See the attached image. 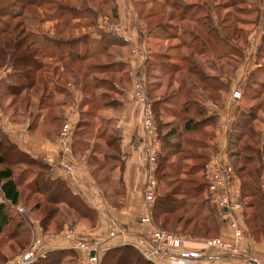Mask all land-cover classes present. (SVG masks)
<instances>
[{
  "label": "trees",
  "instance_id": "1",
  "mask_svg": "<svg viewBox=\"0 0 264 264\" xmlns=\"http://www.w3.org/2000/svg\"><path fill=\"white\" fill-rule=\"evenodd\" d=\"M31 1L28 2V5L26 6H32L35 5L38 8L41 7V5L45 2V0H27ZM32 1H37V4L32 3ZM92 1V0H89ZM94 1V0H93ZM96 1V0H95ZM235 0H231V3H234ZM142 1L136 0L137 6H143L140 5ZM100 3L106 7H108L109 4H111V7L109 8L110 17L112 21H116L117 23V15H116V5L114 0H101ZM154 5L156 7V11L154 12V17L161 16L162 10L165 9V7H162L157 2L154 1ZM110 6V5H109ZM175 8L176 5H173ZM230 6V5H229ZM235 4H233V7ZM89 9L94 11V9L89 6ZM138 11V9H137ZM23 12V11H22ZM5 16L12 17L13 19L22 17L23 13L19 14H9L8 11L4 14ZM97 20L99 14H96ZM34 19V17H31ZM79 18V16H78ZM81 18V17H80ZM86 18V17H85ZM109 18V19H110ZM171 18V19H170ZM106 16L105 19H99L98 25L102 21L109 20ZM114 19V20H113ZM51 20H58V19H51ZM139 19V11H138V19ZM167 26L163 27V25L158 24L157 28L162 29L166 33L164 37H161L165 39L166 41L174 40L177 38L176 31V25H172L173 20H176L172 17V15H169V19H167ZM185 17L181 15L178 17L177 21L183 22L185 21ZM110 21V20H109ZM206 21V19L204 20ZM138 22V26L139 23ZM67 21H64L63 25L65 26ZM196 25L200 23V21L195 22ZM238 21L235 19L230 25L233 27V32L230 33L227 36H221L222 34L220 32H213L210 33L209 31H205L204 37L201 36V32H193L186 33V35H189L192 37V40L188 43H183L181 47H185L188 50H191L193 52V55L197 57H204L206 63L207 57H206V47H209L210 44H213L215 48L218 47V49H222L223 44L226 46V50L229 51V53H234L235 48L234 45L231 44V41H239L242 31L239 29V26H237ZM23 22H18V24H15L12 26L10 24H4L5 27L3 29H0V37L2 36V41L0 43V63H8L12 67V69L18 70L17 77L21 80L20 83H18L12 91H10L14 97H17L22 93L24 90H31L36 87V85L39 84L38 78L40 77V73L43 67V62L40 61L38 55H44L42 52H46L45 57L54 60L57 64H55V67L53 68V77L45 76L44 75V83H41L42 88V96L46 99V95L53 94L52 90L49 89V85L54 78V76H57L56 83H61L63 86L66 84H73L79 86L80 92L82 94V99L75 107H73V112L70 110L65 113V110L59 111L61 106H66L69 104V95H65V90H63V94L65 95V101L66 102H59L54 104V102L51 103H45L43 105L40 104V106H46L50 111H48L47 118L51 120V124H55L54 128L58 127L57 124L61 121L62 126L64 123L68 120H72L74 123V129H73V135H72V148L76 142L81 141V136L87 134V127L89 126V119L90 117L94 116V113L91 111L80 113L79 108L83 106L84 102V95L83 91L85 89H88L89 83H83L82 80L87 79L89 76H97L104 73H122L125 70V64L118 60L117 51L112 48L111 45H108L106 43H100V42H93L90 39H87L89 36L85 33L84 36H71L69 38L62 37L61 30L55 31L56 33H52L51 36H42L46 41L43 42V46H38L37 41L40 40L42 37H39L37 34H30L29 32H26V27L23 25ZM75 27L80 26L81 23H74ZM90 27L96 25V21L94 23H90ZM204 23H200V27H203ZM100 27V25L98 26ZM230 27V28H231ZM101 28V27H100ZM99 28V29H100ZM179 28H177L178 30ZM102 30L99 36H106V31L104 29ZM202 30V28H201ZM216 30H219L223 33L222 30L225 29H219L218 27ZM138 34L139 38H142L143 33L138 27ZM224 34V33H223ZM225 35V34H224ZM220 36V38L218 37ZM156 37V36H155ZM158 38V37H156ZM90 40V41H89ZM230 41V43H228ZM83 43V50L78 51V44ZM200 43V49L197 51L196 49V43ZM248 43V40H247ZM237 44V43H236ZM56 48V50H55ZM167 48H170L169 51L175 50L178 51V46H171L169 45ZM259 48V45H258ZM257 48V49H258ZM256 49V50H257ZM209 50V49H208ZM109 52V53H107ZM145 52V51H144ZM107 53V55H106ZM156 58H159L161 62L158 61H149L148 57L145 53V59H144V68H142L141 71H139L136 75L137 80H142L145 84V90L148 97H150V91H149V85L147 82V74L150 70L158 71L159 76H168L167 84L165 85V88H171L174 87L175 89L170 95H167V97L163 99H156L154 101V110H152L154 122H155V128H156V139H158L161 143L162 151L163 153H159L157 155V171L156 175L159 171L163 174H166L167 172H170V174H175L174 171V165L177 162L180 163L181 159H178L177 161L173 162H167V159L169 157L175 156L178 153H173L174 149L177 147V143L179 142L180 133L184 132L183 136L189 135V133L199 132L202 127L205 129L204 126L211 125L210 132L211 136L209 137L210 141L212 142L211 145V152L210 154H206L203 158V165L201 167V179L203 184V189L206 193L205 199L201 200L200 203L194 204L189 203L187 201V197H189L191 200L196 197L194 194V190L190 189H184L181 187L183 184H189V181L182 180V184L173 185L168 183L163 177H157V181L159 182V186L163 190L170 188V191L168 193H159L155 197L154 206L151 209V227L165 230L171 225L172 229L178 230L181 226L180 233L177 235L181 236H190L192 238H215L217 235V231L220 224L219 219V211L217 208L211 203L210 200V194L208 192V183H209V175L206 171V166L210 160V157L215 153V147L213 144V139L215 136V127L217 124V116H208L207 115V106L206 103H212L214 105H219L225 95L228 92V88L231 82V79L233 78L235 72L238 70V66L236 68H233L232 74L230 77H227V75H223L222 70H218L216 66L207 65V70L210 71V73H207V71L200 66H196L193 64H189L187 67H181L178 64L171 63L170 62V56H172L169 53H155ZM102 55V56H100ZM114 55V56H113ZM116 55V56H115ZM107 57L108 62H99L98 58ZM113 56V57H110ZM111 59H110V58ZM96 58V59H95ZM86 60L88 62V65L83 68L81 66H78V69H74L73 65L76 64L79 61ZM91 61V60H94ZM221 58L220 56H216V60L219 61ZM186 61V60H182ZM65 63L66 68L64 69V75H70V80L68 82L63 81V73L60 72V64ZM49 64V63H48ZM47 64V65H48ZM164 67V68H163ZM84 69L86 73H83L82 77H79V73ZM259 71V67L253 69ZM263 73V72H262ZM182 74H186V77L191 76L192 79L183 78ZM51 75V76H52ZM151 76L154 77V89L157 87H162L163 84H161V78L157 77L155 78L154 74H151ZM174 76V77H173ZM227 78H224V77ZM254 74L250 76L252 78ZM264 76V73H263ZM249 78V77H248ZM129 80V79H127ZM249 80V79H247ZM64 84H63V83ZM128 82V81H127ZM248 82V81H246ZM260 82V81H258ZM98 85V84H97ZM96 85V86H97ZM247 83L244 84L242 90L236 89L238 92H240V98L235 100V102H238L241 98H243V92L244 89L247 87ZM258 85V84H257ZM260 85V84H259ZM91 86V85H90ZM118 85H115V87ZM262 86V84H261ZM99 87V86H97ZM260 87V86H256ZM264 87V86H263ZM51 90L52 93H47V90ZM117 89V87H116ZM257 88L253 89V92L256 93V96L253 95V100H258L261 94L257 93ZM120 91V90H118ZM215 95H211V93ZM195 94L198 99L191 98L192 94ZM224 94V95H223ZM40 95V96H41ZM41 96V97H42ZM214 96V97H213ZM249 96H252L251 93ZM16 99V98H15ZM14 99V100H15ZM173 100L174 103L180 101L181 99H185L181 111L182 113H185L188 116V119L185 120L183 124V128L181 131L170 127L169 124L163 126V130H165L164 136H161L160 134V127L159 123L156 121V117L158 118L159 114L158 111L161 106L165 104V101ZM47 100V99H46ZM90 101V99H86V101ZM44 101V100H43ZM150 101V100H149ZM91 102V101H90ZM264 102V100H263ZM27 107L29 105V101L25 104ZM38 106L36 105V108ZM55 107L56 109L55 111ZM235 108V119L232 125L228 128L227 137L229 142L228 147V157H229V164L232 166L234 170V176H236L240 181V193H241V202H242V209H244V215L245 220L247 224V231L249 235L255 236H261L264 235V192L261 189V178L264 176V134L263 131H257V125L262 124L264 125V118L260 119L258 117V112L262 111V116L264 117L263 108L261 106V103H257L250 107L249 111L242 110L240 113V108ZM152 109V107H151ZM162 111L165 112L166 109L160 108ZM167 111V110H166ZM80 113V114H79ZM73 115V116H72ZM78 115L82 116V119L78 120ZM87 117V119L83 117ZM193 117H197V119H193ZM257 122V123H255ZM255 123V125H254ZM193 126H199L198 128L194 129ZM162 129V128H161ZM245 134H248L249 138L252 140L253 137H257L259 142L257 143V147L251 148V152L254 153V161L257 163V166L252 169V171H246L245 165H242L240 168H235L232 160L238 155H232V150L230 148L232 146H236L238 143L241 142V139L244 137ZM259 136V137H258ZM262 145H260L261 140ZM196 142H200L199 139H196ZM110 142V141H109ZM188 142V140H187ZM108 145L109 147L113 146L116 148V150H119V146L112 145L111 142ZM192 146H196L195 143ZM250 149V145H249ZM175 154V155H174ZM119 162L121 164L120 166V172L122 170V162L119 158ZM92 163H96L94 166ZM33 165L35 167H38L43 173H40L42 175L37 174L33 177V179L28 184V189L30 194L25 197V200H31V195L36 194L44 198L45 204L43 207H41L42 201L38 200L33 207H31V210H36L41 214L42 216L40 219V224L43 227V230L47 231L48 226L52 223L55 216L58 215L59 211L57 207H51V206H66V208L75 213L78 214L82 218H86L92 216L95 217V213L92 209L88 208L81 200L80 198L73 194L70 190L69 186H67V180L62 178H52L51 173L54 168V165H48L46 163L41 162L38 159H34L28 154L20 151L14 144L8 142L6 137L0 133V193L2 194V197L5 202L10 203V205H19V202L21 201L22 195L19 192L18 184L21 179L18 181H15L13 169L15 167H21L22 165ZM90 166H93L92 174H95L98 172L101 168V165L92 159ZM55 167L58 168V166L55 165ZM181 170L176 172V177L178 174H183L180 172ZM166 172V173H165ZM244 174V175H243ZM256 175L258 177L257 180H259V183L257 180H254ZM187 176V175H185ZM24 181V180H23ZM119 183L121 185V181L119 178ZM203 191V192H204ZM193 192V193H192ZM194 194V195H193ZM178 196H182V199H179ZM183 198H186L183 199ZM81 207L83 209H87L88 213H84L81 211ZM177 212H181V214L174 217V214ZM190 213V216L185 218V215ZM26 215V214H24ZM69 215V214H67ZM163 217V219H161ZM161 219V220H160ZM160 222V227L156 226L155 222ZM63 223V222H62ZM223 223V222H222ZM29 228L28 225H26V221L24 218L18 214H12L10 211V208L5 203H0V236L3 232L8 231V239L13 240L16 244V246L19 247L20 251L22 248H24L23 242L26 241L25 239L28 238L29 235ZM190 228V229H189ZM189 229V230H188ZM170 232V231H169ZM22 247V248H21ZM71 256L74 260V257L76 254L71 251H53L46 255L45 258L39 260L35 264H59L63 258ZM99 264H153L151 261L145 259L139 251H137L133 246L126 245L122 247H116L113 249H110L106 251L105 253H102L99 257Z\"/></svg>",
  "mask_w": 264,
  "mask_h": 264
},
{
  "label": "rangeland",
  "instance_id": "2",
  "mask_svg": "<svg viewBox=\"0 0 264 264\" xmlns=\"http://www.w3.org/2000/svg\"><path fill=\"white\" fill-rule=\"evenodd\" d=\"M101 0H45V2L41 5L40 8H38L35 5L32 6H26L28 5L27 0H0V29H3L5 27L4 24H10L11 28L13 25L18 24V22H23L24 26L26 27V32L30 34H37L39 37H46L47 35L50 36L52 33H56L55 31L61 30L62 37L69 38L71 36H84L85 33L89 37L87 39H91L92 43L97 42L95 38L99 36L102 32L100 30L101 28L105 30V26L99 23L100 27H98V20L99 19H105L106 16L108 17L110 15L109 8L111 7V4L106 7L103 6L100 3ZM142 1L140 5L143 6H137V9L139 11V29L142 31L143 36L142 39H140L141 44H143L146 56L148 57L149 61H158L161 62L159 58H156L155 53H169L171 54L172 58H170L171 63L178 64L181 67H187L189 64H193L196 66H200L201 68L205 69L207 73H210V71L207 70V65H213L218 68V70H222L223 75H227V77H230L232 74L233 68L239 67L238 70L235 72L233 79H231V88L233 91H237L235 89L242 90L245 83H247L246 89H244L243 98H241L238 102H236V106L240 108V113L242 110L249 111L250 107L257 103H261V106L263 108L264 112V0H235L234 3H231V0H140ZM154 1L157 2L162 7H165L164 10L161 12V16L154 17V12L157 10ZM32 3L37 4V1H32ZM233 4L235 6L233 7ZM173 5H176L175 8ZM230 5V6H229ZM89 6H91L94 11L89 9ZM8 11L10 14H19L20 12L23 13L22 17L13 19L12 17L5 16L4 14ZM23 11V12H22ZM99 14L98 20L96 17V14ZM169 15H172L173 18L176 20H173L172 25H176V31L177 38L174 40L166 41L165 39L161 38L164 37L166 33L162 29L157 28L158 24L163 25V27L167 26V19H169ZM183 15L185 17V21L179 22L177 21L178 17ZM79 16V18H78ZM31 17H34L32 19ZM81 17V18H80ZM86 17V18H85ZM51 19H58V20H51ZM171 19V18H170ZM206 19V21H204ZM237 20V26H239V29L243 32L239 41L233 42L235 51L234 53H229V51L226 50V46L223 44V48L218 49L213 46V44H210L209 47H206V57L207 62H205L204 57H197L193 55V52L191 50L186 49L185 47H181L183 43L190 42L192 40V37L189 35H186V33L193 32H201V36L204 37L205 31H209L210 33L213 32H220L221 36H227L230 33L233 32V27H231V23L234 20ZM110 20V21H109ZM108 20V23L116 25V21H112L110 18ZM64 21H67L66 25L64 26ZM96 21V25L90 27V23H94ZM196 21H200V23H204L203 27H200V23L196 25ZM81 23L80 26L75 27L74 23ZM117 26V25H116ZM219 29H225L221 31L216 30V28ZM231 27V28H230ZM100 28V29H99ZM177 28H179L177 30ZM202 28V30H201ZM106 31V30H105ZM101 32V33H100ZM107 32V31H106ZM116 31H113L115 33ZM34 34V35H35ZM158 38H156V37ZM161 36V37H160ZM220 38V36H218ZM89 40V41H90ZM248 40V43H247ZM2 41V36L0 37V43ZM44 38L42 37L40 40L37 41L38 46H43ZM196 43V42H195ZM230 43V41L228 42ZM237 43V44H236ZM169 45L178 46V51L170 50V48H167ZM259 45V48H258ZM83 43L78 44V51L83 50ZM142 46V45H141ZM200 43H196V50L198 51L200 49ZM258 48V49H257ZM209 49V50H208ZM257 49V50H256ZM143 50V49H141ZM45 53L46 52H42ZM109 53V52H107ZM106 53V55H107ZM102 56V55H100ZM114 56V55H113ZM110 56V57H113ZM116 56V55H115ZM216 56H220V60H216ZM109 57V58H110ZM96 59V58H95ZM91 60V61H94ZM99 62H108L110 60L107 59V57L98 58ZM111 59V58H110ZM182 61V60H186ZM89 62V61H88ZM88 62L86 60H82L77 62L73 65L74 69H78V66H81L85 68L88 65ZM49 63V64H48ZM48 64V65H47ZM55 64H57L54 60H50L48 58L45 59V62L43 63V67L40 73V77L38 78V82L40 84L44 83V75L53 77V68L55 67ZM10 65L8 63H0V73L6 72L7 68ZM66 64L62 63L60 64V72L63 73V81L66 83L70 80V75H64ZM259 67V71L252 69H255ZM164 68V67H163ZM10 72L5 73L6 76L2 77V86H4L5 83L8 81H12L16 84L20 83L21 80L18 79L17 74L19 73L18 70L9 69ZM86 73L84 69L79 73V77L83 76V73ZM115 72V71H114ZM104 73L97 76H89L87 79L82 80V82L89 83L88 89H85L83 91L84 95V102L83 106L79 108L80 113L91 111L94 113L93 117L88 118L89 120V126L87 127V134L81 136V141L79 144H74L73 148L75 149V152L77 154H80L82 152H86V150H91L95 152V155H91L92 159L97 161L101 168L98 172L95 174L91 173V169H89L92 178L94 179L97 188L102 193V195L107 196L106 200L107 203L112 207H118L121 203L120 197H116L118 194H121V185L118 183V176L120 175V162H119V153L116 150L115 147L111 146L109 143L111 142L112 145L117 146V138L116 133L113 130L114 120L112 118H108L109 116H105L103 114V111L106 109H116L120 105V95L121 92L118 91L119 89H116L115 85H118V87L126 89L129 88L131 85L127 82L128 75L125 72H122L120 74L118 73ZM263 72V73H262ZM3 74V75H5ZM151 74L155 75V78L160 77L161 78V84L162 87H157L154 89V77L151 76ZM251 74L252 78H250ZM52 75V76H51ZM169 76V75H168ZM168 76H159L158 71L150 70L147 74V82L149 85V91H150V105L152 107V110H154V101L156 99H163L167 97V95H170L174 87L171 88H165V85L167 84V80L169 79ZM174 77V76H173ZM183 78L192 79L191 76L186 77V74H182ZM226 76L224 78H227ZM249 77V78H248ZM228 79V78H227ZM249 79V80H247ZM248 81V82H246ZM260 81V82H258ZM63 83V82H62ZM36 85L35 88L31 90H24L22 93L17 94L16 98L22 97V100H20V104L16 106V109L23 108V106H26L27 101H31L33 98L34 104L33 108H30L27 110L29 114L32 112L34 113L36 110V100L40 97L42 94V88L41 85ZM64 84V83H63ZM98 84V85H97ZM258 84V85H257ZM260 84V85H259ZM262 84V86H261ZM91 85V86H90ZM99 87H97V86ZM260 86V87H256ZM130 89L132 90V88ZM257 88V93L261 94L258 100H253V95L256 96V93L253 92V89ZM51 90H47V93ZM232 91V93H233ZM25 93H27L26 96H22ZM211 93V92H209ZM251 93L252 96H249ZM211 95H215L211 93ZM224 95V94H223ZM51 97H54V94H51ZM214 97V96H213ZM191 98L198 99L196 95L193 93ZM13 99V98H12ZM86 99H90V101H86ZM185 99H181L180 101L174 103L173 100L165 101L163 107L160 108L166 109L165 112L162 111L160 108H157L158 111V118L156 117V121L159 123L160 127V134L161 136H164L165 130H163V126L169 124L170 127H173L172 129L176 128L177 132L178 130L181 131L183 128V124L186 119H188L187 114L182 113L181 107L184 103ZM141 107V106H140ZM28 108V107H27ZM26 108V109H27ZM237 108V109H238ZM61 112V110H59ZM79 113V114H80ZM258 117L260 119H263L262 111L258 112ZM87 119V117H83ZM82 119L81 115H78V120ZM193 119H197V117H193ZM50 120V119H48ZM60 121L58 127L53 128L54 131L58 135L61 131V124ZM257 123V122H255ZM254 123V125H255ZM194 129L198 128L199 126H193ZM205 129H202L195 133L191 132L187 136L184 135V130L182 133H180V139L177 143V147L174 149L173 153H178L175 156L169 157L167 159V162H173L177 161L178 159H181L179 161L180 163H175L174 171L175 174H170V172H165L166 174L162 175V172L159 171L156 175L157 167L155 170V178H156V191H155V197L159 193H168L170 191V188H167L163 190L159 186V182L157 181V177H163L168 183L172 184L174 187L175 185L182 184V180L189 181V184H182L181 187L184 189H190L194 190V194L196 195L195 198L192 200L187 197L188 204L194 203L198 204L201 202V200L205 199L206 193L203 189L202 179H201V167L203 165L202 158L206 154H210L211 152V145L212 142L210 141L209 137L211 136L210 127L211 125L204 126ZM162 128V129H161ZM256 129L257 131H260L264 134V125H257ZM51 129V131H53ZM259 137V136H258ZM199 139L200 142H196ZM158 140V139H157ZM188 140V142H187ZM110 141V142H109ZM262 141L260 142V145H262ZM159 142V146L156 151V156L159 153L164 154V150L162 151L161 143ZM259 142L257 137H253L252 140L249 138L248 134H245L244 137L241 139V142L238 143L236 146H232L230 150H232V155H238V157L234 158L232 160V163L234 167L240 168L242 165H245L246 171H252L254 167L257 166V163L254 161V153L251 152V148L257 147V143ZM195 143L196 146H192ZM250 145V149H249ZM91 151V152H92ZM76 156V155H75ZM52 164L56 165V162L54 161ZM96 163H92L94 166ZM57 166V165H56ZM13 169L14 179L15 181H19L18 189L19 192L22 195V202L21 207L19 209H22L24 213V208L22 206L28 207L31 209L33 205L38 200L42 201L41 207H43L45 204L44 198H42L39 195L32 194L31 200H25V197H27L28 194H30L28 187L29 182L33 179L34 176L37 174L42 175L40 173H43L38 167L31 165H22L21 167H15ZM181 170L183 174H178L176 177V172ZM76 171V169H75ZM187 175V176H185ZM244 175V174H243ZM254 180H257L258 177L254 175ZM24 180V181H23ZM259 183V180H257ZM204 191V192H203ZM112 193H116L114 199H109L111 197H114ZM193 193V192H192ZM193 194V195H194ZM179 199H182V196H178ZM186 200V198H183ZM51 207H57L59 213L57 216H55L52 223L48 226V230H43V227L40 224V219L42 216L38 212L36 214L35 219L39 222V226H33L30 225L29 228V235L28 238L25 239V242H23L22 247L24 248L17 251L15 246H10L8 242V235L9 232L5 231L0 236V246L9 247L5 248L9 252V256L11 258L8 260L7 264H11V262L17 258V256L21 255L24 251H26L33 242L34 235L41 234V235H48V236H59L63 234L67 230H76L79 231L83 228H91L92 227V221L95 219V217L90 216L89 221H86V219L80 217L78 214H75L71 211H69L66 206H51ZM81 211L84 213H88L87 209H83L81 207ZM69 214V215H67ZM181 214V212H177L174 214V217ZM190 213L185 215V218L189 217ZM89 218V217H87ZM163 219V217L161 218ZM160 219V220H161ZM65 222V223H62ZM65 224V225H64ZM156 226L160 227V222L154 223ZM190 229V228H189ZM188 229V230H189ZM167 231L173 232L175 234H179L181 230L178 228V230L172 229L171 225L166 229ZM15 243V242H10ZM59 264H73V259L71 256H67L61 260Z\"/></svg>",
  "mask_w": 264,
  "mask_h": 264
},
{
  "label": "crops",
  "instance_id": "3",
  "mask_svg": "<svg viewBox=\"0 0 264 264\" xmlns=\"http://www.w3.org/2000/svg\"><path fill=\"white\" fill-rule=\"evenodd\" d=\"M114 1L118 20L116 23L117 26L115 25L117 31L115 33L106 32V36H97L95 40L111 45L117 51L118 60L125 64L124 72L128 75V83L130 85L132 83L133 87V84L137 81V73L144 68L143 61L145 59L140 58L137 53L132 54L134 50H144L143 44L140 42L142 38H139L140 36L138 34L139 21L137 20V3L136 0ZM45 55V53L41 56L40 54L38 55L40 61L43 63L46 59ZM9 67L12 68L11 66ZM10 68H7L6 72L0 73V133L20 151L43 163L54 165L51 177L67 180V186H69L72 193L77 195L88 208L94 211L95 219L91 220L92 227L80 229L78 232L86 238L91 236L99 237L106 249L103 253L116 247L132 246L137 237L148 226L140 223V218L145 214L142 201V188L145 181L144 157L146 155V147L142 140L141 107L133 99L132 90L130 89L131 86L126 89L116 86L121 92L119 107L117 110L109 108L103 111L105 116H109L108 118L114 120L113 130L116 133L117 144L119 146V158L122 162V170L118 176V183L119 178L121 181V194L116 196L120 197L121 203L116 208L107 203V196L102 195L92 178L93 166H90L92 161L91 155H95L92 148L80 154H77L75 149L72 148L70 154L64 155L65 160L70 162L76 169L75 177L72 179H67L61 169L55 167V164H52L58 159L61 149L57 144V133L53 129L55 124H51V120L47 118L50 109L46 106H40V104L43 102V105L51 102H54V104L59 102L64 103L66 102L64 100L65 95H69V104L61 106L59 110H65L64 114H67L69 110L73 112V107L82 99L79 86L71 83L63 86L61 83H56L57 76L55 75L49 85V89L52 90L54 97L48 94L46 95V100L44 98L45 96L43 97L41 95L42 97L40 96L35 101L38 106L35 112L29 114L27 110L33 108V98L29 101L30 106L28 108L27 106H23L22 109H16L22 97L16 98L10 91L17 84L8 81L4 86L1 85L3 84L1 78L6 76L5 73L9 74ZM230 88L231 85H229L228 92L219 105L206 103L207 115L217 116L215 136L213 139L215 153L210 157L207 164V174H210L216 167H225L229 164V139L227 132L230 125L234 122L236 108V102L231 96L234 89L230 92ZM63 90H65V95L63 94ZM26 95L27 93L22 96ZM56 109L58 108L55 107V111ZM76 143L79 144V141ZM89 169H91V173ZM228 189L239 191L240 181L236 176L230 179ZM112 194L114 197L109 199L115 198L116 193ZM21 202L22 200L19 203ZM0 203H5L13 215L18 214L22 216L28 227L30 225L39 226V222L34 217L38 213L36 210L32 211L30 208L22 206L25 210L24 213H20L18 209L21 207V204L10 205V203L4 201L1 193ZM237 213L239 223L248 229L244 209ZM84 219L89 221L90 218L86 217ZM114 226H118L120 233L114 237H110L109 233L113 230ZM179 236L181 241L177 247L171 249L170 255L174 257L182 251H197L201 253L202 257L193 264H247L243 258L246 255H250L260 261L261 264H264V235L254 237L250 234L249 237H244L236 244L240 256L235 257L217 248L206 247L203 243L205 238ZM216 237L226 242L234 243L233 232L225 223L220 222ZM8 242L9 245L11 244L10 246H15L17 251L20 250L15 243H10L14 242L13 240L8 239ZM3 246H0V264H7L11 256H9L8 250L5 249L7 246L4 249ZM75 254L73 264H94L86 260L83 253ZM151 262L153 264H180L177 261L170 260L168 257L161 256H155Z\"/></svg>",
  "mask_w": 264,
  "mask_h": 264
},
{
  "label": "built area",
  "instance_id": "4",
  "mask_svg": "<svg viewBox=\"0 0 264 264\" xmlns=\"http://www.w3.org/2000/svg\"><path fill=\"white\" fill-rule=\"evenodd\" d=\"M102 24L108 32L117 31V27L108 23L106 20L102 21ZM136 53L140 58H145L144 50L132 51V54ZM132 95L134 101L141 106L142 140L146 147V155L144 157L145 181L142 188V201L145 214L140 218V223L148 226V228L137 237L132 246L149 261H152L155 256H161L168 257L170 260L177 261V263L180 264L196 263L202 257L201 253L197 251H182L174 257L170 255L171 249L177 247L181 241L179 235L151 227V209L154 206L156 191V151L159 142L156 139V128L150 101L146 94L145 84L142 80H137L133 84ZM231 96L233 100H237L240 98V92L233 91ZM73 129V121H66L57 138V144L61 150L55 162L67 179L75 177L74 166L64 158L65 154H70L72 151ZM208 175V192L210 194L211 203L219 211L220 221L227 224L232 230L234 243L226 242L219 237L205 239L203 243L206 247L217 248L230 256H240L236 244L244 237H249L250 235L244 225L239 223L237 216V212L242 210L241 193L240 191L228 189V183L234 176V170L230 165L225 167L219 166L213 169ZM261 189L264 192V176L261 178ZM18 211L20 213L23 212L22 209H18ZM119 233L120 229L118 226H114L109 235L110 237H114ZM105 250L99 237L91 236L86 238L76 230H67L59 236L37 234L34 235L31 246L21 255L17 256L11 264H35L53 251L83 253L86 260L94 264H99V257ZM243 258L247 264H261L260 261L250 255H246Z\"/></svg>",
  "mask_w": 264,
  "mask_h": 264
},
{
  "label": "water",
  "instance_id": "5",
  "mask_svg": "<svg viewBox=\"0 0 264 264\" xmlns=\"http://www.w3.org/2000/svg\"><path fill=\"white\" fill-rule=\"evenodd\" d=\"M92 255V254H91Z\"/></svg>",
  "mask_w": 264,
  "mask_h": 264
}]
</instances>
